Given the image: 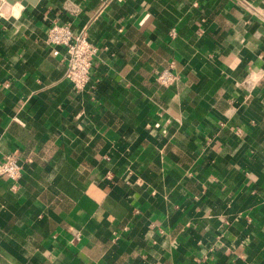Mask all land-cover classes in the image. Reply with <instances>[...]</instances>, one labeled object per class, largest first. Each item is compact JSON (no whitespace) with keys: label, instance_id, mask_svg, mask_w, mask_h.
<instances>
[{"label":"crops","instance_id":"0c3cea01","mask_svg":"<svg viewBox=\"0 0 264 264\" xmlns=\"http://www.w3.org/2000/svg\"><path fill=\"white\" fill-rule=\"evenodd\" d=\"M52 22L98 48L82 89L45 42ZM7 154L22 168L0 176V264H264V0L0 15Z\"/></svg>","mask_w":264,"mask_h":264},{"label":"built area","instance_id":"2783aa9c","mask_svg":"<svg viewBox=\"0 0 264 264\" xmlns=\"http://www.w3.org/2000/svg\"><path fill=\"white\" fill-rule=\"evenodd\" d=\"M45 42L54 47L53 54L62 50L65 63L64 77L75 89H82L89 82L90 70L98 48L89 38L85 29L74 32L69 24L52 22L45 34ZM175 75L167 69L156 74V80L162 85L171 84ZM22 164L15 154L4 155L0 160V176L17 180Z\"/></svg>","mask_w":264,"mask_h":264},{"label":"water","instance_id":"95a60500","mask_svg":"<svg viewBox=\"0 0 264 264\" xmlns=\"http://www.w3.org/2000/svg\"><path fill=\"white\" fill-rule=\"evenodd\" d=\"M16 2H18V4L14 6L13 12L8 13L10 5H14ZM36 2L37 0H2L0 4V15L4 17H8L9 15L16 16L19 14L22 7L28 4H35Z\"/></svg>","mask_w":264,"mask_h":264}]
</instances>
